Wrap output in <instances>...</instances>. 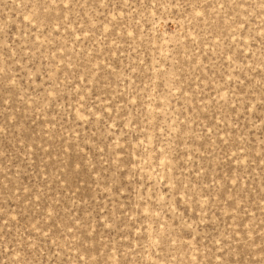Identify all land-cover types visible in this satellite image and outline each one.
Listing matches in <instances>:
<instances>
[{
    "label": "rangeland",
    "instance_id": "obj_1",
    "mask_svg": "<svg viewBox=\"0 0 264 264\" xmlns=\"http://www.w3.org/2000/svg\"><path fill=\"white\" fill-rule=\"evenodd\" d=\"M0 264H264V0H0Z\"/></svg>",
    "mask_w": 264,
    "mask_h": 264
}]
</instances>
